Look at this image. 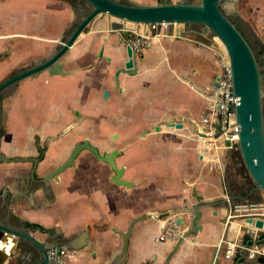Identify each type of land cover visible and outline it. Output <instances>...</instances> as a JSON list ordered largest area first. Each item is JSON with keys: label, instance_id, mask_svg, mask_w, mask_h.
<instances>
[{"label": "crops", "instance_id": "0c3cea01", "mask_svg": "<svg viewBox=\"0 0 264 264\" xmlns=\"http://www.w3.org/2000/svg\"><path fill=\"white\" fill-rule=\"evenodd\" d=\"M85 12L62 0H0V82L51 56ZM233 19L261 52L264 0H238ZM114 20L99 17L81 34L62 57L66 74L42 70L2 92L0 151L24 159L0 160V220L50 244L62 240L75 252L70 264H109L122 245L118 230H126L134 216L151 212L134 225L126 264H164L176 240H159L158 235L171 217L177 219V209L197 202L193 184L207 199L243 194L234 201H244L255 183L249 174L237 172L241 163L236 151L205 149L188 122L181 128H154L167 118H201L221 53L186 37L154 40L137 56L138 72L120 75V91L113 73L125 55L123 43L117 46L121 31L108 29ZM79 114L83 118L77 120ZM36 134L51 137L35 166L30 159L38 155ZM85 137L101 144L102 153L119 148L116 162L129 185L116 183L110 164L89 149H82L74 165L56 179H45L69 156L73 142ZM263 196L257 188L248 198L261 201ZM227 211L226 204L202 207V228L182 241L167 264H209ZM181 213L189 224L192 213ZM242 232L241 222L232 221L226 239ZM30 262V246H18L16 237L5 231L0 264ZM235 263L264 264L240 250L219 260Z\"/></svg>", "mask_w": 264, "mask_h": 264}, {"label": "water", "instance_id": "95a60500", "mask_svg": "<svg viewBox=\"0 0 264 264\" xmlns=\"http://www.w3.org/2000/svg\"><path fill=\"white\" fill-rule=\"evenodd\" d=\"M62 1L80 11L87 12L84 13L70 33L62 37L58 47L51 56L15 72L0 82V134L2 92L9 86L15 85L23 78L32 76L42 70H48L51 74H66L68 70L64 69L62 57L82 33L90 30L92 23L97 18H104L105 16L111 18L114 16L117 20L110 21L108 29L113 32L121 31L122 33L117 46L121 47L123 43V52L125 56L113 73L115 85L120 91H123L120 75L126 74L131 76L138 72L136 52L130 42V38L135 34L134 32H130L127 23L166 22L169 33L167 38H191L220 53L226 52L225 54H227L230 59V67L233 76L236 119L240 136L239 151L241 152L242 161L255 183L254 186L248 190L246 200H249L248 197L257 188L264 193V69L261 66L262 61H264V50L258 52L233 19V16L236 14L238 0H156L155 2H141L138 0ZM196 25H199V27H196ZM217 36L221 43L216 39ZM103 55V48H100L99 56L102 57ZM106 57L108 60L113 59L112 56ZM220 77V74H216L211 85L217 84ZM206 91L209 94L210 88H207ZM108 95L109 90L105 89L104 96ZM79 116L81 115L79 114ZM184 122H188L192 132L196 134L199 133L197 131V120L191 119L188 121L186 118L172 117L163 119L159 123H156L154 128L156 130H160L164 126L181 128L185 125ZM72 125L73 124H70L60 134L66 132ZM151 129V127L147 128L145 132ZM82 149H89L94 152L98 158L108 162L115 172L113 180L116 183L124 185L130 184V180L122 178L124 168L119 166L116 162L119 148H113L110 151L102 153L97 146L90 142L89 137H85L82 141H75L69 156L59 166L49 172L45 179H56L64 170L74 165L75 158ZM23 159L24 158L21 156H7L0 151V160L17 161ZM30 160L34 161L35 166L37 165L38 158L35 157ZM192 195L197 201L194 205H188L183 207V209H177L181 211L188 210L192 213L190 223H186V219H184L181 211L177 214V222L182 223L185 230L176 240L164 264L168 263L172 254L186 237L190 234H196L197 231L202 228V223L200 222L202 207L226 204L229 211L232 208V204L236 202L234 201L235 198L241 199L245 197L243 194H229L226 200L207 199L203 193L198 191V188L194 184L192 185ZM261 199L264 200V196ZM0 214H3L2 206H0ZM152 215L151 212H144L136 215L131 219L126 230H118L122 237V245L109 264H126L129 239L132 235L135 223ZM236 219H244L252 223L258 233H264V217L262 216H236ZM245 229L248 232L252 231L251 226H246ZM5 231L16 237L18 246H27V244L30 246L31 262L29 264H70L69 262L60 263L48 257V248L53 245L58 247L62 246L64 244L62 240L50 244L49 239L46 238L41 240L29 233L27 229L8 225L3 219L0 220V237H4ZM261 240H264V236L252 238L251 242L257 243ZM223 241L224 239H222L220 244L215 248L212 260L209 264H219L220 257L223 256ZM242 254L241 252V255ZM257 259L260 262H264V255H259Z\"/></svg>", "mask_w": 264, "mask_h": 264}, {"label": "built area", "instance_id": "2783aa9c", "mask_svg": "<svg viewBox=\"0 0 264 264\" xmlns=\"http://www.w3.org/2000/svg\"><path fill=\"white\" fill-rule=\"evenodd\" d=\"M129 30L135 34L130 38V42L136 52V56L141 55L144 49L154 40L165 38L169 34L166 22L132 23L129 26ZM225 53H221L219 58L220 69L217 74H220V80L217 84L210 86V93L206 97L205 109L201 118L197 121L199 142L205 149L215 152L227 148L239 150L240 141L235 110L233 76L230 59ZM251 215L264 217V200L236 201L232 204L231 210L227 212V222L225 221L226 224L220 239V242L224 239L223 256L225 258H232L237 250L251 258L264 255V240L257 243L251 242L252 238H260L263 235L258 233L252 223L244 219L239 220L244 232L235 239H226V232L231 222L238 220L236 216L246 217ZM246 226H251L252 231L248 232L245 229ZM184 230L183 224L177 222L175 217H171L163 226L158 239L177 240ZM245 236L247 238L243 239ZM47 254L51 260L63 263L70 261L75 252L65 245L60 247L53 245L48 248ZM139 264H149V262L143 261Z\"/></svg>", "mask_w": 264, "mask_h": 264}, {"label": "flooded vegetation", "instance_id": "af4514ba", "mask_svg": "<svg viewBox=\"0 0 264 264\" xmlns=\"http://www.w3.org/2000/svg\"><path fill=\"white\" fill-rule=\"evenodd\" d=\"M264 50V49H263ZM107 59V58H106ZM108 60V59H107ZM112 59H110V60H108V61H111ZM102 81V80H101ZM1 96H2V94H1ZM1 103H2V97H1ZM81 118H83L82 116H76V119L77 120H79V119H81ZM3 119L4 118H1V134H0V138H1V135H2V133L4 132V129H5V127H4V125H3ZM50 137L51 136H49V137H47V138H45V139H42V137H41V135L40 134H36L35 135V137H34V147L36 148V150H37V156H36V158H38V160H37V164H38V162L41 160V156H42V152L43 151H45L46 149H47V147H48V143L50 142ZM83 140V139H82ZM82 140H77V141H82ZM90 142L92 143V144H94L95 146H97L98 148H99V150L101 149V144H99V143H96L93 139H91L90 138ZM74 143V142H73ZM72 148H73V144H72ZM32 163L34 164V161H32Z\"/></svg>", "mask_w": 264, "mask_h": 264}, {"label": "rangeland", "instance_id": "374dc122", "mask_svg": "<svg viewBox=\"0 0 264 264\" xmlns=\"http://www.w3.org/2000/svg\"><path fill=\"white\" fill-rule=\"evenodd\" d=\"M196 1H198V0H196ZM131 23V22H130ZM130 23H127V25L128 26H130L131 24ZM263 66H264V63H262V68H263ZM234 151H236L235 153L236 154H238L240 157H239V161H240V163H241V167H239V170L237 171V172H239V171H241V173H245L246 175L247 174H249V172H248V170H247V168H246V166H245V164L243 163V161H242V157H241V152L239 151V150H235V149H233ZM222 151V150H221ZM236 170H237V168H236ZM250 175V174H249ZM251 177V176H250ZM252 178V177H251Z\"/></svg>", "mask_w": 264, "mask_h": 264}, {"label": "bare ground", "instance_id": "6f19581e", "mask_svg": "<svg viewBox=\"0 0 264 264\" xmlns=\"http://www.w3.org/2000/svg\"><path fill=\"white\" fill-rule=\"evenodd\" d=\"M131 24V23H130ZM216 39L221 43L220 39L218 38V36L216 37Z\"/></svg>", "mask_w": 264, "mask_h": 264}]
</instances>
